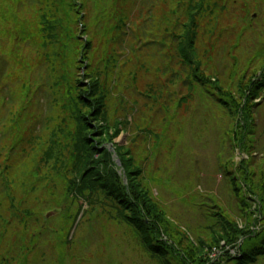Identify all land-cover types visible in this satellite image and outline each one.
I'll list each match as a JSON object with an SVG mask.
<instances>
[{
	"label": "rangeland",
	"instance_id": "rangeland-1",
	"mask_svg": "<svg viewBox=\"0 0 264 264\" xmlns=\"http://www.w3.org/2000/svg\"><path fill=\"white\" fill-rule=\"evenodd\" d=\"M75 1L80 6L78 13H69L64 0H35V4L32 2L25 14L26 24H19L22 34H27L28 45L11 50V71L7 77L12 88L11 105L3 120L4 111L0 112V127L2 125L1 128H7L9 132L6 138L0 137V226H4L0 231V257H5L6 264H165L160 256L150 253L144 246L136 229L118 216L112 201L105 200L100 194L93 196L100 201L93 206L81 202L77 204L69 180L77 181L75 167L79 160L77 154H70V151L73 133L78 126L77 112L81 109L82 113L88 115L84 121L89 122V127H92L96 133L101 132V136L92 137L89 131L88 137L93 141L89 143L93 144L92 147L97 148L103 143L113 150L122 146L130 149L132 143H129L130 139L135 136L134 141L137 140L138 145L133 146L131 152L134 156L132 163L141 169V175L137 178L141 185L139 184L138 187L139 189L144 187L149 193L152 191L154 199L160 201L159 204L168 215V217L156 218L158 223L153 222L151 225L155 230L157 227L166 246L184 252L192 250L191 243L196 245L200 239L212 243V229L207 227L205 220H202L199 213H202V210L198 207L197 200L199 197L202 198L201 190L206 194L203 196L214 199L230 212L237 210V203L226 184L227 178L221 182L218 179L223 162L228 158L230 151L228 153L225 132L219 139L217 129L221 126L226 129L231 120L224 112L221 113L220 119L219 112L222 108L212 101L215 100L214 90H212V98L211 96L207 98L204 94H196L187 103L188 110L184 113L183 126L182 109H176L173 118L169 111L170 106H167V112L160 110L157 115H151V108L146 111V107L151 102L149 94H152V91L146 92L147 85L163 84L166 80L161 81L165 74L160 75V72H155L152 67L160 69L168 64L173 69L179 67V55L169 57L168 49L165 47L160 50L155 42L152 45L149 42L146 46L144 45L147 42L145 34H149L148 30H151L153 35L148 36L147 39L154 41L162 38L167 40L165 35L174 33L175 29L169 28H173V25L168 18L169 9L172 6L168 0L154 2L151 19L143 24L135 22L128 36L122 35L124 41L118 44L114 40L117 34L109 33L105 25L106 23L115 24V20L129 17L132 11L130 4L133 0H116L115 3L112 0ZM261 6L260 0H212L211 18L212 21H216L218 27L216 33L215 29L211 28L212 36L215 35L212 45L219 40L218 34H222L226 42L211 48L204 45L205 39H197L194 48L206 72L209 71L210 74L213 72L212 75L220 73L217 81L222 88L220 91L224 94L221 95L223 101H230L228 95L232 93L234 83L240 77L245 83L247 71L250 70L251 73L255 72L260 76L264 74L262 70L264 67V10ZM4 7L5 5H0L2 20L6 18L3 14H7L3 11L6 9ZM41 8L43 11L44 9L50 11L51 15L48 18L54 16L57 24L58 39L56 45H53L57 56L55 76L64 74L68 84L66 98H62L64 105L58 108L57 98L54 100V108L52 103L48 104L52 111L50 115L46 105H42L41 109L36 111L37 106L33 103L34 100L27 99V96H31L38 87L42 86H39L41 83L46 84L42 86L45 92L56 85L53 76L45 68L47 63L41 51L46 49L41 47L44 31L42 24L38 23ZM177 10L181 16L182 9L177 8ZM255 10H258L259 16L255 15L254 18L252 14ZM74 16L76 19H73ZM251 17H253L252 20ZM75 20L76 24L73 23ZM262 22L263 25H261ZM223 28L225 32H221ZM0 29H5L2 21ZM137 38L141 40L134 44ZM167 41H170L171 45H177L175 39ZM221 50L222 54L219 53ZM161 52H165L166 57L158 58ZM172 52L174 53L173 49ZM156 73L160 80L157 79ZM95 77H99L100 83L104 84L108 92L106 111L113 109L117 102L122 105L121 98L138 105L137 114L132 115L134 122L131 123V127L124 126L116 136H113L112 129L103 130L99 128L100 123L95 124L90 120L89 112L92 107L88 108L76 102V98L80 101V90L90 88L89 85L93 84ZM132 79L135 81V89H132L130 84ZM210 82L216 84L214 79ZM155 90L157 92L155 97L158 98L159 103L171 102L170 99L175 100L181 95L174 92V85H169L165 89L155 88ZM82 92L84 93L83 101L90 99L87 90ZM261 94L263 91L260 92ZM261 97L263 99L255 112L261 135L252 142L247 141L248 150H253L252 152H256L257 156H251L246 152L241 153L240 150L235 151V154L238 152L236 158L234 154L227 166L231 173L232 169L239 167L241 170L236 174L241 175L249 161H251L252 169H264L258 160L264 153L261 150L264 146V122L262 123L264 95ZM156 98L153 99L155 102ZM161 108H163L162 105ZM124 113V111H118V114ZM142 114V117L147 120H142L139 127ZM37 119L47 120V125L41 133L34 129V122ZM170 122L173 125L168 127ZM122 123L125 122L122 121ZM156 123L158 124L154 127L155 129L159 125L162 126L157 132L158 137L154 136L147 141L145 137L138 135L143 132L138 128L144 129L147 125L154 126ZM108 136L112 137V143L107 140ZM143 143L144 147H142ZM147 147L152 148V151H148V155L144 151ZM178 155L181 156L178 157ZM55 157H58V161L54 166ZM81 168H83L82 165H80ZM182 169L184 170L181 173ZM123 174L122 179L120 175L118 177L122 184L127 185L128 179L124 170ZM163 186L170 192L161 188ZM159 188L161 190L158 191ZM182 193L189 196L182 198ZM6 194H9L8 199ZM161 201H166V205ZM39 203L55 209L48 218L50 230L44 226L46 222L41 213L42 209L38 211ZM209 204L212 205V203ZM62 206L63 214L55 218L56 214L61 212ZM25 207L30 208L31 211L35 209L38 214L27 217L29 222L26 223L24 233L18 235L19 241H15L18 244L13 247L9 243V236L13 230L20 227L22 220L14 215V222L7 224L6 221L13 214L24 216ZM67 214H73L72 219L77 217L78 221L75 225V222L71 224L67 222L69 220L65 217ZM123 214L132 216L129 211H124ZM85 221H90L91 229ZM176 222L181 223V227ZM193 225L197 228V236L192 241L188 236L196 234ZM71 228L66 242V232ZM58 230L59 233H57ZM91 230L94 242L90 237ZM85 231L86 243L82 237ZM33 233H39L41 236L36 239L38 246L32 252L27 244L34 242ZM216 239H219V236ZM25 250H27L26 261L23 257ZM202 250H198L194 253L195 255H190V258L198 257ZM238 251L239 247L236 251L225 249L226 255L229 254L232 257ZM231 256L230 259H232ZM261 262L264 263V261Z\"/></svg>",
	"mask_w": 264,
	"mask_h": 264
},
{
	"label": "trees",
	"instance_id": "trees-1",
	"mask_svg": "<svg viewBox=\"0 0 264 264\" xmlns=\"http://www.w3.org/2000/svg\"><path fill=\"white\" fill-rule=\"evenodd\" d=\"M115 1L116 0H112L113 3H115ZM156 1L157 0H142L141 6L143 9H147L148 6L153 7V3ZM168 3L172 6L168 12V18L171 19L173 28L175 29L174 33L178 37L180 54L189 68V76L185 81L188 84V94L186 97H190V92L195 88H201V90L207 91L210 87L208 85L209 78H214L216 81V84L213 83L215 86L212 87L221 88L217 81L220 73L217 72V74L215 73V75H212L214 74L212 72V74L209 73L208 75L209 71L206 72V70L202 68L203 65L200 63V56L194 48L197 39H205V41L212 44L214 36H212L211 28L215 30L218 28L216 21H212L210 17L212 14V0H168ZM64 5L69 8V13L80 12V6L75 0H64ZM177 8L182 9L181 16ZM40 10L41 17L38 23L42 24V29L44 31V40L41 47H46L54 52L53 45H56L58 39L56 36L57 24L54 21V16L48 18L51 15L50 11L46 9L43 11V8ZM33 11H35V9H33ZM21 14L25 16L26 12ZM73 19H76V16H74ZM73 23L76 24V20L73 21ZM207 23L210 24L198 31L200 25ZM116 29L118 28L114 27V30ZM221 30L224 31V28ZM229 31L231 33V29H229ZM218 35L219 40L217 42L225 44L226 41L222 39V34ZM222 50L219 51L220 54H222ZM192 57H194V59L191 60ZM48 59L49 63H47V66L54 70L49 54ZM245 74L248 75H245V83H243L241 77L234 83V89L232 93L228 95L231 101L218 102L221 103L223 112L231 120L226 129H223L219 135V139H221L225 132L227 144L230 147V153L228 158L224 160L221 170L224 176L229 179L228 182L233 192V198L237 203V210L230 212L228 208L217 202H212V205L209 204V202H197L198 207L202 210V213L199 212L201 217L206 221L207 227L212 229V243L208 240L203 241L200 239L196 245L190 242V248H192V250L180 252L177 251V249H173L178 257H182L184 264H208L211 262V259L208 252L205 251V248L210 249L212 246L219 245L220 241H224L226 244H233L239 236L243 237V243L240 247L242 256L239 258L233 257L232 259L222 258L221 261H223V263H218L219 260H216L214 264H264L261 262L264 261V169H252L250 167L251 161H249L246 169L243 167L244 171L241 175L236 174L241 170L239 167L232 169V173L231 170L227 168L228 164L233 159L236 149L250 154L255 153L252 152L253 150H248L247 141L252 142L260 135L257 114L255 113L260 103L255 100L264 95V74L257 76L255 72L251 73L250 70ZM4 75L2 77H4ZM205 75H207L208 79ZM93 79L94 82L93 84L90 83V88L80 90L81 97L82 94H84L82 92L83 90H87L90 96V99L84 100L81 104L88 108L92 107L93 111L91 110L89 112L91 114V121H94L95 124L100 123L101 125L99 128L103 130L109 131L112 129L114 131L113 136H116L120 130V124L117 121L118 111H124L126 113L125 108L131 107L132 104L123 102L122 107L121 103L117 102L115 106H113V109H110L109 112L106 111L105 103L107 98H109L108 92L104 84L100 83L99 77ZM261 91H263V94L260 95ZM184 98L185 97H183V99ZM87 116V113H82V109L78 110L77 138L76 142L73 143V149H75L74 153L76 151L79 154V162L75 167L77 181L69 180V183L72 184L71 191L75 195L77 202L83 199L88 205L92 206L100 202L93 197L94 195L101 194L105 200L112 201L118 216H121L128 224L130 223L137 228H141L144 233L146 245L151 247V243L148 244L146 232L150 231L155 237L158 229L157 227L156 230L153 229L151 227L152 223H158L156 218L160 216L168 217V215H166V211L161 208L143 186V189H139L138 186L139 184L141 185V183L137 178L141 175V169L138 165L132 163L134 157L131 152L132 148L130 147L129 149V147L125 146H122V148L117 147L115 150L120 159L121 166L123 167L122 169L125 171L128 179L127 185L122 184L114 170L116 165L115 162L112 161L111 152L106 148L97 151L92 147L93 144L89 143V131V135L92 137L97 135L101 136V132L96 133L92 127H89V122L84 121ZM219 117L221 119L220 114ZM141 122L142 121H139V127ZM141 130L146 131L148 135L151 133L155 137H158L159 134L157 133L159 127L153 130L151 126L147 125L144 129L141 128ZM145 139H147V137H145ZM107 140L111 141L112 137L109 138L108 136ZM131 142L130 143L134 147L138 145V141H134L133 138ZM154 145L157 146L156 144ZM142 147H144V143ZM151 149L148 148L144 151L148 155V151ZM262 151L264 152V148ZM96 153H98V155L94 158V154ZM261 156H264V153ZM57 161L58 157H55L54 166ZM260 163H262L261 165L264 167V158ZM80 165L83 166V168H81L83 171L80 169ZM243 188H245V190ZM181 195L182 198H186L183 194ZM8 198L9 196H7V199ZM208 208L211 210L208 211ZM41 209H46V207L39 203L38 211ZM38 211L35 209L31 211L30 208L24 209V215H26V219L24 218L25 223L29 222L28 216L34 217L38 214ZM124 211L131 212L132 216L123 214ZM234 214H237L236 217ZM72 215L67 214V216H65L69 219L67 222L69 221L70 224L74 223L77 218L75 217L72 219ZM239 216L246 221V224L241 228L236 221V218ZM145 219L149 220L148 224L145 223ZM254 227L258 229L256 230ZM3 228L4 226H0V231L3 230ZM18 230L19 228L17 227L15 231ZM218 236L219 239H216ZM31 245V243L27 244L28 247H31ZM14 246L15 244L13 247ZM200 249L203 250L198 254V257L190 258V255H195L194 253ZM26 253L27 250H25V255ZM5 263V257H0V264Z\"/></svg>",
	"mask_w": 264,
	"mask_h": 264
}]
</instances>
